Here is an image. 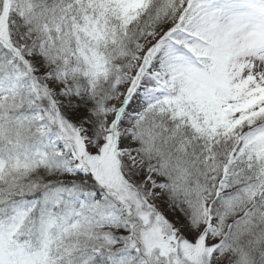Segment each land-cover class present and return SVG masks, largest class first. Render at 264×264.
<instances>
[{
  "label": "snow or ice",
  "instance_id": "1",
  "mask_svg": "<svg viewBox=\"0 0 264 264\" xmlns=\"http://www.w3.org/2000/svg\"><path fill=\"white\" fill-rule=\"evenodd\" d=\"M0 264H264V0H0Z\"/></svg>",
  "mask_w": 264,
  "mask_h": 264
}]
</instances>
